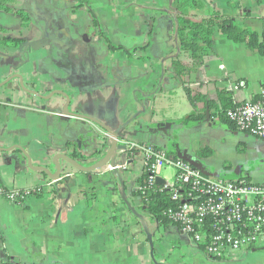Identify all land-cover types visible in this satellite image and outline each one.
<instances>
[{
  "label": "crops",
  "instance_id": "obj_1",
  "mask_svg": "<svg viewBox=\"0 0 264 264\" xmlns=\"http://www.w3.org/2000/svg\"><path fill=\"white\" fill-rule=\"evenodd\" d=\"M199 1L198 18L218 11L263 42L264 0ZM14 2L29 21L0 11V148H14L0 152V263L264 264V244L214 260L176 225L158 224L137 195L140 153L128 160L120 151L112 164L118 171L81 173L60 161L61 178L52 181L40 170L56 175L58 155L84 167L102 161V143L112 139L72 116L80 115L118 133L120 145L147 144L179 158L186 152L215 179L264 184V140L220 115L223 93L234 106L258 99L264 49L217 31L205 65L179 78L172 70L179 55L175 0ZM24 43L31 45L20 50ZM37 188L42 194L24 203L4 196ZM228 258L253 262L219 263Z\"/></svg>",
  "mask_w": 264,
  "mask_h": 264
},
{
  "label": "built area",
  "instance_id": "obj_2",
  "mask_svg": "<svg viewBox=\"0 0 264 264\" xmlns=\"http://www.w3.org/2000/svg\"><path fill=\"white\" fill-rule=\"evenodd\" d=\"M237 129L264 140V86L257 100L226 112ZM128 160L142 154L148 184H160L169 192V219L189 235L214 260L264 244V184L245 179L225 181L209 177L191 163L159 148L124 141ZM126 165L121 168L126 169ZM164 168L174 170L173 179L162 178ZM146 191V187H138ZM41 193L40 188L5 193L13 203H24ZM0 264H15L12 261Z\"/></svg>",
  "mask_w": 264,
  "mask_h": 264
},
{
  "label": "trees",
  "instance_id": "obj_3",
  "mask_svg": "<svg viewBox=\"0 0 264 264\" xmlns=\"http://www.w3.org/2000/svg\"><path fill=\"white\" fill-rule=\"evenodd\" d=\"M175 3L177 12L176 38L179 55L172 62V70L176 77H188L197 73L205 65L206 59L213 49L214 37L217 31L234 43L245 44L252 51H262L264 49V40L260 43L259 35L255 31L243 28L235 20L222 15L218 11H208L205 17L198 18L196 13L204 9L201 1L175 0ZM14 4V0H0V11L16 14L26 24L29 21L28 15L16 9ZM4 42L17 45L20 41L6 39ZM112 49L122 50V48L116 46H112ZM185 60L188 62L186 63ZM220 98L224 104L223 111L220 114L221 117L236 127L234 123L227 119L225 114L228 110L237 106L232 104L231 98L225 93ZM68 148L71 150V144L68 145ZM139 186L147 188L143 192L137 190V195L149 215L161 226L175 225L166 215V211L172 206L169 192H162L160 184H148L147 174L145 173Z\"/></svg>",
  "mask_w": 264,
  "mask_h": 264
},
{
  "label": "water",
  "instance_id": "obj_4",
  "mask_svg": "<svg viewBox=\"0 0 264 264\" xmlns=\"http://www.w3.org/2000/svg\"><path fill=\"white\" fill-rule=\"evenodd\" d=\"M30 45H31L30 43H24V44H22L20 46V50H23L26 47H30ZM64 113L66 115H72L71 113H69L68 108L64 111ZM66 115H64V117ZM72 116L79 117L81 119H85V120H87V121H89L91 123H95V124L101 126L105 130V132L108 135H110V137L112 139V142H111L110 146L107 143H105V142L102 143L103 146L107 147L104 158L99 163H95L94 165L89 166V167H84L83 165H81L80 163H78L72 157H69L67 155H58L54 159V164H55V166L57 168L56 175H50L45 168H40V170L45 171L50 176V178H51L52 181H59L60 178H61V175H62V166L60 164V161L67 162L76 171L81 172V173H92V172H95V171H98V170H103V169H106V168H109V170H111V171H118L120 168H119V165H117L116 162H119V161L115 160V157L121 156L120 151H123L124 154H125V156L127 155V153H126L127 149L123 145V142L125 140L121 142V144L123 145L122 146V145H120V140L119 139H121V138H119V134L118 133H113L111 129H109L108 127L102 125L98 121H96L94 119H91V118H88V117H82L80 115H72ZM207 120H209L208 115H207ZM13 150H14V148L9 149V150H7V149H1L0 148V152H10V151H13ZM20 151H21L22 154H24V156L27 157L28 162H29V165L31 166L32 165L31 164L32 161H31L30 157L25 153V151L23 149H20ZM181 154H182L181 159H183L184 161H187V162L191 163L193 166L199 168L202 172H204L207 175V173L202 168L199 167V164L194 163L196 161L193 158L189 157L186 152L185 153L182 152ZM114 161H116L115 162L116 165H112V164H114ZM123 166H125V165H123ZM208 176L213 178V175L212 174H209ZM221 180H225V181H233L234 180L235 181V179L232 178V176H230L228 178H224V179L222 178ZM159 183L162 184V181H160Z\"/></svg>",
  "mask_w": 264,
  "mask_h": 264
},
{
  "label": "rangeland",
  "instance_id": "obj_5",
  "mask_svg": "<svg viewBox=\"0 0 264 264\" xmlns=\"http://www.w3.org/2000/svg\"><path fill=\"white\" fill-rule=\"evenodd\" d=\"M256 139H259V138H256ZM259 140H263V139H259ZM160 173H161V175H162V177L163 178H165V179H168V180H172L173 178V175H174V170L173 169H171V168H164L163 170H161L160 171ZM224 262H227V263H252L253 262V260L250 258V259H248L246 262H242V259H233V260H229V258L228 259H226V261H220L219 263H224ZM254 263H256L255 261H254Z\"/></svg>",
  "mask_w": 264,
  "mask_h": 264
},
{
  "label": "bare ground",
  "instance_id": "obj_6",
  "mask_svg": "<svg viewBox=\"0 0 264 264\" xmlns=\"http://www.w3.org/2000/svg\"><path fill=\"white\" fill-rule=\"evenodd\" d=\"M41 190V189H40ZM42 191V190H41Z\"/></svg>",
  "mask_w": 264,
  "mask_h": 264
}]
</instances>
